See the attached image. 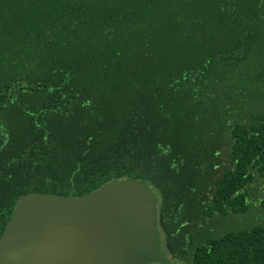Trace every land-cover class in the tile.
Masks as SVG:
<instances>
[{
    "label": "trees",
    "instance_id": "trees-1",
    "mask_svg": "<svg viewBox=\"0 0 264 264\" xmlns=\"http://www.w3.org/2000/svg\"><path fill=\"white\" fill-rule=\"evenodd\" d=\"M120 179L171 264H264V224L209 222L264 191V0H0V236Z\"/></svg>",
    "mask_w": 264,
    "mask_h": 264
},
{
    "label": "water",
    "instance_id": "water-1",
    "mask_svg": "<svg viewBox=\"0 0 264 264\" xmlns=\"http://www.w3.org/2000/svg\"><path fill=\"white\" fill-rule=\"evenodd\" d=\"M156 218L157 197L140 180L80 197L27 194L0 236V264H171Z\"/></svg>",
    "mask_w": 264,
    "mask_h": 264
},
{
    "label": "rangeland",
    "instance_id": "rangeland-1",
    "mask_svg": "<svg viewBox=\"0 0 264 264\" xmlns=\"http://www.w3.org/2000/svg\"><path fill=\"white\" fill-rule=\"evenodd\" d=\"M247 191V203H249L248 210L242 213L228 212L225 215L217 216L216 218H209V222L211 224H216L219 227L223 226L229 229L248 227L252 224H264V191L260 185H256L253 188H247Z\"/></svg>",
    "mask_w": 264,
    "mask_h": 264
}]
</instances>
